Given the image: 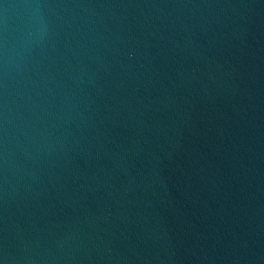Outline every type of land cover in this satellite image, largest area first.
Instances as JSON below:
<instances>
[{
    "label": "water",
    "instance_id": "95a60500",
    "mask_svg": "<svg viewBox=\"0 0 264 264\" xmlns=\"http://www.w3.org/2000/svg\"><path fill=\"white\" fill-rule=\"evenodd\" d=\"M0 264H264V0H0Z\"/></svg>",
    "mask_w": 264,
    "mask_h": 264
}]
</instances>
